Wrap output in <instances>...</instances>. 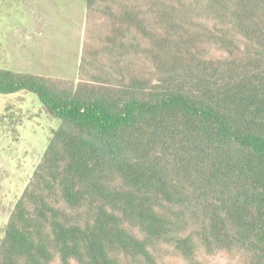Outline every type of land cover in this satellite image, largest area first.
Segmentation results:
<instances>
[{
  "label": "trees",
  "instance_id": "trees-1",
  "mask_svg": "<svg viewBox=\"0 0 264 264\" xmlns=\"http://www.w3.org/2000/svg\"><path fill=\"white\" fill-rule=\"evenodd\" d=\"M218 2L234 29L202 35L221 56L175 46L164 61L161 44L154 83L67 87L0 69V94L34 93L61 121L0 264H159L165 246L190 264L200 253L264 264V0Z\"/></svg>",
  "mask_w": 264,
  "mask_h": 264
},
{
  "label": "rangeland",
  "instance_id": "rangeland-1",
  "mask_svg": "<svg viewBox=\"0 0 264 264\" xmlns=\"http://www.w3.org/2000/svg\"><path fill=\"white\" fill-rule=\"evenodd\" d=\"M219 3L0 0V69L55 78L67 87L86 82L121 86L132 79L154 83L159 69L151 51L157 53L161 44L168 46L161 54L164 61L175 56V46L186 57L208 60L221 56L219 48L202 35L207 28L233 31L226 17L229 6L220 8ZM60 124L46 113L34 93L0 94V242ZM157 253L159 264H190L170 246ZM228 258L225 253H200L193 264H234Z\"/></svg>",
  "mask_w": 264,
  "mask_h": 264
}]
</instances>
